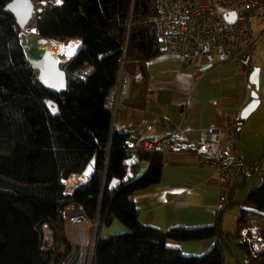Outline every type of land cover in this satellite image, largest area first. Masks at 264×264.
I'll list each match as a JSON object with an SVG mask.
<instances>
[{"label": "trees", "instance_id": "16d2710c", "mask_svg": "<svg viewBox=\"0 0 264 264\" xmlns=\"http://www.w3.org/2000/svg\"><path fill=\"white\" fill-rule=\"evenodd\" d=\"M10 1L0 0V264H59L67 258L73 248L66 232L68 207H81L87 219L99 221L95 264H226L225 251L231 245L247 253L248 264H264V252L253 258L242 240L244 216L228 233L220 222L160 231L139 221L133 195L161 183L165 158L162 152L131 153L127 140L134 132L113 128L108 98L124 64L130 91L123 102L145 108L146 65L165 52L152 21L157 0H61L42 6L30 30L57 44L82 41L78 53L61 63L68 90L60 94L39 84V72L22 48V31L5 11ZM46 99L58 104L57 116ZM94 158V175L67 194L64 181L83 174ZM129 158L135 159L132 177L123 182ZM142 162L149 169L139 177ZM113 178L122 184L110 190ZM247 204L264 211V184L252 189ZM115 219L127 231L101 238V229ZM44 223L55 235L46 251ZM207 238L217 242L200 257L167 245Z\"/></svg>", "mask_w": 264, "mask_h": 264}, {"label": "crops", "instance_id": "0c3cea01", "mask_svg": "<svg viewBox=\"0 0 264 264\" xmlns=\"http://www.w3.org/2000/svg\"><path fill=\"white\" fill-rule=\"evenodd\" d=\"M40 1L46 4L61 3V0ZM78 41L82 47V41ZM263 43L264 33L244 57L248 66L241 62L212 65L203 62L202 67L196 69L186 64L180 56L164 52L146 65L145 108L131 107L122 101L113 116V128L134 132L139 139L161 138L182 131L192 141L199 139L201 133L211 127L225 129L251 100L255 87L249 79L253 69L258 67L260 85L257 94L260 103L239 125L235 143L238 156L249 165L257 163L264 150ZM164 158L161 183L133 195L139 221L143 225L168 231L172 228L208 227L220 222L224 232L228 233L238 228L239 219L244 216L241 232H246L249 238H262L264 211L247 204V199L252 189L264 184V174L254 173L237 178L229 207L218 214L220 188L216 169L200 164L191 151L174 152L164 155ZM148 169L149 163L142 162L138 176L144 175ZM73 176L80 178L77 186L88 181L83 174H72L69 179ZM74 190L68 192L66 187L67 194ZM77 209L68 207L65 214ZM69 231V240L76 244L75 228L72 226ZM126 231L127 228L115 219L111 226L101 229L99 236L107 238L113 232L122 234ZM216 242V238H207L168 241L167 245L185 256L200 257L211 251ZM230 247L233 249L237 246ZM236 263L248 264L247 253L243 261L236 255Z\"/></svg>", "mask_w": 264, "mask_h": 264}, {"label": "built area", "instance_id": "2783aa9c", "mask_svg": "<svg viewBox=\"0 0 264 264\" xmlns=\"http://www.w3.org/2000/svg\"><path fill=\"white\" fill-rule=\"evenodd\" d=\"M34 1V15L46 2ZM157 16L152 20L159 41L165 50L180 56L196 69L203 62L209 65L226 62H244V57L264 33V0H157ZM234 14L232 21L227 16ZM246 66L247 63H245ZM130 79L124 74L111 91L108 106L116 112L118 105L128 96ZM239 124L233 119L222 129L211 127L192 141L182 131L161 138L139 139L131 133L128 148L134 155L138 150L169 155L174 152L191 151L200 164L214 167L220 188L217 213L230 205L231 194L237 178L254 173L264 174V150L257 163L249 165L237 155L236 139ZM71 216V217H70ZM66 219L74 223L76 244L67 258L59 264H95L99 221H90L80 207ZM242 240L249 246L251 256L257 258L264 252L262 238H249L241 232ZM55 242L53 229L48 223L42 225V250L52 249Z\"/></svg>", "mask_w": 264, "mask_h": 264}, {"label": "water", "instance_id": "95a60500", "mask_svg": "<svg viewBox=\"0 0 264 264\" xmlns=\"http://www.w3.org/2000/svg\"><path fill=\"white\" fill-rule=\"evenodd\" d=\"M34 1L33 0H11L5 7V11L15 17L18 27L21 31L28 28L33 20L34 15ZM42 12L41 8L37 9V13ZM234 14L227 16L228 21H232ZM21 44L28 61L31 65L38 70V82L46 90L60 94L65 93L68 90V78L66 71L61 67L60 60L52 54V52L45 46L50 42L56 41L40 37L36 34H21ZM63 42L60 43L63 46ZM124 58V61L125 62ZM246 62V60H244ZM124 75V64L122 68V73L120 76L119 82L122 80ZM259 77H260V68L256 67L253 69L250 75V84L255 87V90L252 91L251 100L243 108L241 113L238 115L237 120L238 124L242 125L243 122L256 110L260 101L259 95L257 94L259 90ZM49 111L53 116L59 114L58 104L51 99L45 100ZM125 166L127 167V174L123 182H128L132 177L131 166L135 164L134 158H129L125 161ZM96 169V159L94 158L90 165L83 172V176L90 179ZM122 184V181L116 178L110 180L108 188L114 190Z\"/></svg>", "mask_w": 264, "mask_h": 264}, {"label": "rangeland", "instance_id": "374dc122", "mask_svg": "<svg viewBox=\"0 0 264 264\" xmlns=\"http://www.w3.org/2000/svg\"><path fill=\"white\" fill-rule=\"evenodd\" d=\"M38 1V0H37ZM40 1V0H39ZM44 6V5H43ZM42 7V6H41ZM41 7H39V8H41ZM33 20H34V18H33ZM32 20V21H33ZM31 32V33H30ZM29 33L30 34H36L35 32H34V30H30L29 31ZM74 43V41H70L69 43H64L66 46H71L72 44ZM262 45H264V43L262 44ZM55 56L60 60V62L61 63H64V62H66L67 60H69V59H71L72 57H73V55H70V54H68V53H66V52H57L56 54H55ZM74 212V211H73ZM68 214H70V213H67V215ZM71 217V216H70ZM70 217L68 218V220L66 219V232H67V236H68V239H70L71 238V232L69 231V229L73 226V222H72V220H70ZM69 222V223H68ZM74 227V226H73ZM99 230V229H98ZM113 235H119V233H115V232H113V234H110V235H108L109 237L110 236H113ZM70 241V240H69ZM71 242V241H70ZM72 244V246H73V248H74V246H75V244H73V243H71ZM72 248V249H73ZM236 248V249H235ZM231 250H234V251H231ZM231 250H226L225 251V258H226V260H225V262H226V264H239V263H236V255L239 257V259H241V261H243V259L246 257V252L245 251H243V250H241V249H239L238 247H234L233 249L231 248Z\"/></svg>", "mask_w": 264, "mask_h": 264}, {"label": "bare ground", "instance_id": "6f19581e", "mask_svg": "<svg viewBox=\"0 0 264 264\" xmlns=\"http://www.w3.org/2000/svg\"><path fill=\"white\" fill-rule=\"evenodd\" d=\"M29 31H30V29L28 27L22 31V35L30 34L31 32L29 33ZM45 47L48 48L54 56L57 52H66L70 55L75 56L81 48V42H79L77 40V42L75 41L71 46H66L65 44H63V46H61L60 44H56V43L50 41ZM79 181H80V178H78L77 176H73L70 179L65 180L64 183L67 187L68 192L75 189L76 186L78 185Z\"/></svg>", "mask_w": 264, "mask_h": 264}]
</instances>
